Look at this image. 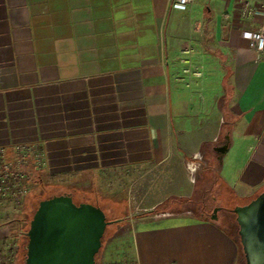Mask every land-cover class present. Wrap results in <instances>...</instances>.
<instances>
[{"label": "crops", "instance_id": "obj_1", "mask_svg": "<svg viewBox=\"0 0 264 264\" xmlns=\"http://www.w3.org/2000/svg\"><path fill=\"white\" fill-rule=\"evenodd\" d=\"M171 1L0 0V149L29 186L38 176L36 186L74 196L103 175L175 161L182 121L191 125L182 115L195 111L178 80L182 52L193 49L195 63L205 51L211 66L198 88L221 114L200 147L244 204L264 192V52L241 35L264 19L240 20L235 0H196L188 12ZM18 144L34 155L18 156ZM11 204L0 200V264L10 261L11 217L21 210ZM175 207L133 222L131 264H238L239 246L217 220ZM111 264H130L129 252Z\"/></svg>", "mask_w": 264, "mask_h": 264}, {"label": "rangeland", "instance_id": "obj_2", "mask_svg": "<svg viewBox=\"0 0 264 264\" xmlns=\"http://www.w3.org/2000/svg\"><path fill=\"white\" fill-rule=\"evenodd\" d=\"M196 53L193 49L184 50L182 55L187 57L182 58V63L186 64L184 69L199 67L201 75L195 77L185 74L184 69L178 73L179 82L189 94L183 104L192 106L195 110L193 114L184 111L182 115L184 119L191 121L189 127L185 120L182 121V124L186 126L180 133V137L183 138L180 143L182 154L168 166L164 165L152 170L133 168L130 171L123 170L103 175L96 180L79 185V189H83V194L76 192L74 195L76 203L86 201L99 207L104 211L107 219L113 222L106 229L102 249L96 258L97 264L118 263L126 251L130 254L131 264L133 256L129 237L133 222L153 214L163 213L172 204L178 206L175 207L177 210L181 207L187 210L193 209L199 215L203 213L207 219H212L216 215L218 223L238 242V264H246L237 216L233 212L235 207L246 205L245 201H240L234 194L233 187L222 180V175L219 174L220 169H217L219 162L211 153L212 150L200 147L202 142L209 143L210 138L218 132L221 114L217 108L215 109L218 100L208 101L205 97L206 89H199L200 80L203 79L206 68L208 70L211 66H207L205 51L199 52V55L205 57L203 58L205 62L195 63V57L197 56L196 60L198 58V53L195 55ZM214 62V70L219 72L221 67L217 57L214 58ZM225 131H229V128ZM199 150L202 153L201 160L195 156L198 155ZM203 163L208 165L211 163V171L203 169ZM191 165L197 170L192 171ZM38 178L35 176L33 184L29 180L32 189L29 186L30 191L22 205L19 206L21 210L11 217L12 220L17 221L11 227L14 242L11 244L12 252L8 264H25L28 241L25 233L29 229V222L39 202L71 189L56 188L46 184L36 186ZM194 178L196 184H193ZM185 199L192 200L184 204L179 203ZM7 202L11 203L10 200ZM160 203L163 204L158 205ZM24 204L25 207H23ZM7 206L8 204L6 208ZM152 207H155L153 212L150 211ZM215 210H218L216 214ZM122 219L123 221L116 222Z\"/></svg>", "mask_w": 264, "mask_h": 264}, {"label": "water", "instance_id": "obj_3", "mask_svg": "<svg viewBox=\"0 0 264 264\" xmlns=\"http://www.w3.org/2000/svg\"><path fill=\"white\" fill-rule=\"evenodd\" d=\"M228 150V145L217 148L222 155ZM233 212L246 264H264V192ZM111 223L102 209L88 202L76 203L72 193L43 199L25 233V264H97Z\"/></svg>", "mask_w": 264, "mask_h": 264}, {"label": "built area", "instance_id": "obj_4", "mask_svg": "<svg viewBox=\"0 0 264 264\" xmlns=\"http://www.w3.org/2000/svg\"><path fill=\"white\" fill-rule=\"evenodd\" d=\"M196 0H172L171 9L179 12H188ZM237 13L240 20L245 21L255 17L264 19V0H235ZM243 38L253 42L254 49L258 53L264 52V25L257 31H244L241 33ZM186 52V51H185ZM200 68L196 67L184 69V73L198 77L201 75ZM18 156L23 159L31 155V148L26 144L15 146ZM34 155V154H32ZM36 169L43 166L40 151L35 152ZM28 177L22 173L16 165L7 161L4 150L0 149V200H10L12 204L19 207L24 202L26 195L30 191L27 183Z\"/></svg>", "mask_w": 264, "mask_h": 264}, {"label": "trees", "instance_id": "obj_5", "mask_svg": "<svg viewBox=\"0 0 264 264\" xmlns=\"http://www.w3.org/2000/svg\"><path fill=\"white\" fill-rule=\"evenodd\" d=\"M54 196V195H53ZM52 197V196H51ZM50 198V197H49ZM45 199H47V198H45ZM83 202H86V201H83ZM26 203V202H25ZM23 207H25V204L23 205ZM26 215L28 216V214L26 213ZM25 221V220H24ZM121 221H123V220H120V221H118V222H121ZM232 236V235H231ZM105 237V236H104ZM233 239L236 241V239L233 237ZM236 243L238 244V242L236 241Z\"/></svg>", "mask_w": 264, "mask_h": 264}]
</instances>
